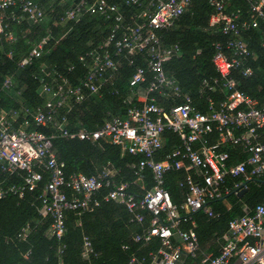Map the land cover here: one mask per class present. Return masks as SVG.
I'll return each mask as SVG.
<instances>
[{"label":"built area","instance_id":"1","mask_svg":"<svg viewBox=\"0 0 264 264\" xmlns=\"http://www.w3.org/2000/svg\"><path fill=\"white\" fill-rule=\"evenodd\" d=\"M39 1L20 0L18 4L21 14L32 23L44 18ZM243 1L246 19L240 9L229 11L230 0H208V26L226 40L214 45L211 59L218 78L201 83L202 111L165 72V64L179 54V46H163L158 35L173 27L192 0H125L126 6L136 9L128 17L119 5L107 0H59L61 4L69 3L61 21L78 22L90 16L112 21L113 25L101 45L79 58L87 72L78 85L72 86L55 70L42 67L39 94L44 105L32 111L24 106L0 110V170L9 175L23 174L19 185L0 184V201L6 196L22 199L27 192L36 190L47 174L38 213L51 219L50 238L58 242L63 239L66 212L81 215L91 213L102 203H114L126 209L130 222L141 224L145 214L149 215L148 227L133 237L136 243L159 241L160 248L151 255L149 264H181L183 256L196 258L199 241L192 215L215 217L213 202L237 197L248 190L250 182L264 181V105L241 93L235 80L236 76H253L247 64L254 56L242 36L264 23V0ZM14 6L16 0H0V34L6 28L4 13ZM20 17L10 13L7 18L16 21ZM5 36L13 40L11 34ZM47 40L42 38L35 44L19 66L40 58ZM121 56L142 57L143 66L136 68L128 82L131 93H139L137 104L128 105L127 99L124 118H112L95 130L80 127L70 131L66 115L111 81ZM133 63L131 59L129 65ZM14 88L11 77L2 81V92H12ZM206 93L224 96L216 99L204 96ZM31 125L47 128L50 133L29 130ZM166 131L176 136L178 145L163 155ZM55 139L92 145L106 141L128 155L140 157L134 184L142 194L131 192L127 183H115V171L108 167L96 175L66 176L65 165L53 150ZM230 148L236 151L234 156ZM171 171L183 173L178 181V188L184 191L179 203L173 202L165 188ZM102 190L106 192L100 196ZM185 224H189L188 229L182 228ZM28 230L22 229L21 240L27 237ZM221 241L218 255L204 256L199 264H264V203L230 220ZM122 249L128 250V246ZM91 254V243L84 238L82 257ZM130 264L143 263L132 257Z\"/></svg>","mask_w":264,"mask_h":264},{"label":"trees","instance_id":"2","mask_svg":"<svg viewBox=\"0 0 264 264\" xmlns=\"http://www.w3.org/2000/svg\"><path fill=\"white\" fill-rule=\"evenodd\" d=\"M16 6L5 11L6 28L0 34V110L19 109L26 107L30 111L44 105V98L39 94L41 68L53 69L67 78L72 86L84 79L87 68L79 58L101 45L110 34L112 21L102 18L84 16L78 22L61 21L69 3L61 4L59 0H40L39 4L44 11L41 22L32 23ZM117 4L124 11L125 16L135 13L136 9L126 6L125 0H107ZM229 11L240 9L244 13L247 9L243 0H230ZM10 13L21 16L19 20L8 19ZM211 8L208 0H192L188 11L181 16L167 31L158 33L163 46L177 44L179 54L172 57L164 66L165 72L175 78L183 94L190 97L193 103L204 111V102L199 98V89L203 80L212 81L218 74L211 62L214 54V45L224 43L225 37L216 29L208 26ZM11 34L12 41L6 39ZM42 38H47L40 58L30 64L20 67V60ZM243 41L255 57L248 60L253 69V76L243 79L236 76L237 89L256 100L260 106L264 105V23L256 29L243 33ZM199 52V53H198ZM11 57H8V54ZM198 53V54H197ZM133 59V65L129 61ZM143 66L142 57L121 56L120 64L113 73L112 79L104 85L98 94L87 97L81 104L73 107L66 115L68 129L74 131L84 127L95 130L112 118H124L126 115L125 101L129 99L128 82L135 70ZM6 77L14 82L12 92H2L1 84ZM50 83L51 79L46 78ZM19 93V94H18ZM204 96L222 99L220 93H206ZM128 101V100H127ZM178 103V102H177ZM22 116L20 117V120ZM32 124V121H30ZM36 129L50 133L47 128L31 125L29 130ZM100 141L96 145L78 140H53V150L59 161L65 165L66 176L74 173L86 176L96 175L102 167L109 166L115 171V183H127L131 192L142 194L136 181V163L140 157L121 154L118 147ZM178 145V139L171 132L164 134L162 148L163 155L169 153ZM232 156L236 151L229 149ZM22 173L9 175L0 170V184L22 183ZM47 174L43 175L38 188L27 192L22 199L6 196L0 201V264H130L132 257L142 260L143 264L151 262V255L160 248L159 241L134 242L133 237L139 235L148 227L149 215L141 224L130 222L131 215L126 209L114 203H102L91 213L77 215L66 212V232L58 242L48 236L51 219L42 217L38 210L41 207L40 197L43 195ZM183 173L171 171L167 174L165 188L169 191L174 203L182 201L184 191L178 188V181ZM147 188L150 180L146 179ZM100 191V196L105 194ZM229 209L219 201L212 203L215 217L208 218L201 213L193 216L200 245L209 241L220 243L221 237L227 230L230 220L243 216L242 206L253 210L257 205L264 203V181L250 183L247 193L242 198L228 196ZM28 227V235L24 240L19 235ZM188 229L189 224L182 226ZM87 238L93 248V254L88 258L82 257L83 239ZM128 246V250H123ZM135 250V252H133ZM61 251V252H60ZM218 251V253H219ZM218 255V254H217ZM198 253L196 258L182 257L181 264H199L203 258Z\"/></svg>","mask_w":264,"mask_h":264},{"label":"crops","instance_id":"3","mask_svg":"<svg viewBox=\"0 0 264 264\" xmlns=\"http://www.w3.org/2000/svg\"><path fill=\"white\" fill-rule=\"evenodd\" d=\"M254 59H255V57H254ZM254 61V60H253ZM130 95H129V100L131 101V102H133L132 104H134V105H136L137 103V101H136V97L139 95V93L137 92L136 94H134V93H131V91H130V93H129ZM263 106V105H262ZM104 143H108V144H111V143H109V142H104ZM98 144V143H97ZM112 145V144H111ZM121 151V150H120ZM121 154H126L125 152H122L121 151ZM105 167H108V168H110L109 166H105ZM103 168V167H102ZM112 169V168H111ZM250 183H254V182H250ZM249 183V184H250ZM249 186V185H248ZM248 191V190H247ZM247 193V192H246ZM245 193V194H246ZM238 198V197H237ZM220 204L222 205V206H224L225 208H227V209H229V207H230V203H229V201L227 200V201H222V202H220ZM242 209H243V212H245V211H251V210H248L247 209V207L246 206H242ZM219 247H220V243L218 242V241H209V242H207V243H205L204 245H200L199 244V251H198V253L199 254H201L202 256H207V257H214V256H216L217 254H218V251H219Z\"/></svg>","mask_w":264,"mask_h":264},{"label":"water","instance_id":"4","mask_svg":"<svg viewBox=\"0 0 264 264\" xmlns=\"http://www.w3.org/2000/svg\"><path fill=\"white\" fill-rule=\"evenodd\" d=\"M246 192H247L246 189L243 190V191H241V192L237 195V197H238V198H242V197L245 195Z\"/></svg>","mask_w":264,"mask_h":264}]
</instances>
